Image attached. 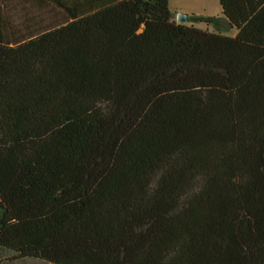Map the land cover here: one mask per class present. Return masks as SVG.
Wrapping results in <instances>:
<instances>
[{
  "label": "trees",
  "instance_id": "trees-1",
  "mask_svg": "<svg viewBox=\"0 0 264 264\" xmlns=\"http://www.w3.org/2000/svg\"><path fill=\"white\" fill-rule=\"evenodd\" d=\"M219 3L0 0V264H264V0Z\"/></svg>",
  "mask_w": 264,
  "mask_h": 264
},
{
  "label": "rangeland",
  "instance_id": "rangeland-1",
  "mask_svg": "<svg viewBox=\"0 0 264 264\" xmlns=\"http://www.w3.org/2000/svg\"><path fill=\"white\" fill-rule=\"evenodd\" d=\"M169 8L175 13L177 20V14L184 13L192 17L206 16V17H217L221 16L222 10L220 8L219 0H169ZM194 14V15H191ZM196 17V18H197ZM194 26L200 29H207V25L204 23H196ZM231 34H235L231 32Z\"/></svg>",
  "mask_w": 264,
  "mask_h": 264
},
{
  "label": "water",
  "instance_id": "water-1",
  "mask_svg": "<svg viewBox=\"0 0 264 264\" xmlns=\"http://www.w3.org/2000/svg\"><path fill=\"white\" fill-rule=\"evenodd\" d=\"M177 22L179 24L193 25L199 23V20L196 17H192L184 13H179L177 14Z\"/></svg>",
  "mask_w": 264,
  "mask_h": 264
},
{
  "label": "crops",
  "instance_id": "crops-1",
  "mask_svg": "<svg viewBox=\"0 0 264 264\" xmlns=\"http://www.w3.org/2000/svg\"><path fill=\"white\" fill-rule=\"evenodd\" d=\"M191 15H194V14L191 13ZM200 17H202V16H200ZM203 17H206V16H203ZM1 264H50V263H47V262H44V261H39V260H36V259H24V260H20V261H17V262L2 261Z\"/></svg>",
  "mask_w": 264,
  "mask_h": 264
}]
</instances>
